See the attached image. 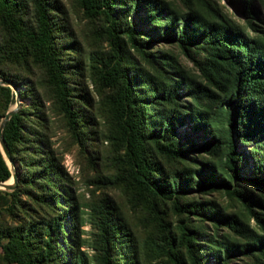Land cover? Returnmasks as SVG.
I'll list each match as a JSON object with an SVG mask.
<instances>
[{"label": "trees", "instance_id": "obj_1", "mask_svg": "<svg viewBox=\"0 0 264 264\" xmlns=\"http://www.w3.org/2000/svg\"><path fill=\"white\" fill-rule=\"evenodd\" d=\"M78 2L87 14L104 19L109 47L95 75L100 86L113 90L106 98L122 145L126 189H131L134 198L142 195L147 202H166L176 214L175 229L164 228L158 235L163 256L158 264H205L210 250H200L197 236L202 224L191 222V214L199 219L211 218L215 228L218 222H224L236 236L244 238H211L209 249L218 259L226 263L238 254L264 259V233L253 232L239 214L223 213L205 199L189 197L195 188L202 193L222 190L240 201L264 230V212L254 205L264 208V197L249 187L264 188V38L250 35L224 16H209L194 8L180 11L165 0ZM245 2L249 4V0ZM57 9L56 0H0V78L18 84L21 77L6 69L9 62L28 70L30 58L43 66L74 134H82L87 128L82 109L89 102V93L82 85L74 91L71 79L76 77L65 70L68 61L62 57L61 44L57 47L53 40L62 38L56 34H63L60 17L54 11ZM141 9L152 23L148 39L140 29ZM156 37L176 42L193 58L207 83L182 71L178 77L162 74L161 79L138 72L128 56L129 46L145 54L144 44ZM72 49L70 42L64 52ZM195 52L203 55L198 58ZM181 86L189 93L191 103L176 99ZM0 91L4 96L3 116L9 108L11 89L0 84ZM22 110L16 109L2 130L12 161L25 169L17 171L15 188L0 189V199L11 201L5 211L13 219V223L2 217L3 222L0 220V264H89L76 243V225L72 222L75 205L68 196L62 195L61 201V187H66L59 163L40 146L45 143L44 134L28 125L33 121ZM185 115L191 129L204 134L198 146L182 141L177 131ZM77 140L84 144L81 136ZM240 143H252L248 151L252 165L247 170L243 168L247 160L238 148ZM29 144L33 151H29ZM193 147L212 157H188L187 149ZM10 175L0 149V181ZM242 179L250 185L240 184ZM60 202L64 207L57 208ZM66 216L72 224L70 234L74 235L68 241V256L62 249L66 247L58 241L66 231ZM99 226L97 264H141L123 223H117L105 211Z\"/></svg>", "mask_w": 264, "mask_h": 264}, {"label": "rangeland", "instance_id": "obj_2", "mask_svg": "<svg viewBox=\"0 0 264 264\" xmlns=\"http://www.w3.org/2000/svg\"><path fill=\"white\" fill-rule=\"evenodd\" d=\"M165 1L173 4L180 11L194 8L209 16H224L242 26L250 35L264 38V0H249V4L245 2L246 0ZM30 2L33 4L32 1ZM56 2L58 9L54 11L60 17L59 23L62 25L63 34H56L62 35V38L53 40L57 47L58 43L61 44L62 57L68 61L65 70L74 73L77 79H71L74 91H77L79 85H82L89 93V102L85 110L82 109L86 115L84 120L87 128L82 134L79 132L74 134L67 117L60 109L52 87L47 82L44 67L30 58H28L26 65L29 67L28 70L15 65L13 62L6 64V69L21 77L17 85L12 81L14 86L0 83L9 85L11 89L8 110L12 108L23 109V115L33 121H29L28 125L36 127L38 131L44 134L45 143L40 146L48 149L59 163L66 187V190L61 187V201H63L62 195L68 196L75 205L72 222H75L76 225L74 229L76 231V243L84 253L87 263L97 264L98 262L99 223L106 211L107 215L114 218L117 223L125 225L129 237L133 239L134 250L139 262L141 264H158V261L161 262L163 259L161 241L158 235L164 228L175 229L176 214L170 211L168 205L164 204L166 202L153 203L148 201V203L142 195H137L138 198H134L129 193L131 189H126L122 145L116 133L114 121L112 122L110 104L106 98L107 94L113 90L109 86H100L95 75L99 61L107 53L109 47L104 32V19L101 16L87 14L78 0H56ZM138 13L143 18V22L140 23L141 32L148 39L150 37L148 35H152L150 30L152 23L145 18L143 9ZM54 25L59 27L57 22ZM66 32L69 34L68 37L63 36ZM70 42L74 49L64 52L67 51L66 47L70 45ZM143 48L145 54L137 48L129 46L128 56L135 62L138 72L161 79L162 74L178 77L182 71L192 74L203 83H207L193 58L187 55L176 42H169L164 38L156 37L145 43ZM202 55V53L195 52V56L198 58ZM136 79L140 80L141 76L137 74ZM141 82L142 80L139 81V83ZM211 87L218 91L216 87ZM28 90H32L33 94H29ZM178 91L179 94L176 97L178 101L185 104L191 103V97L183 86ZM3 98L4 96L0 91V113L3 110ZM149 100L150 98H147V101ZM3 116H0V121ZM182 119L183 121L178 123L176 127L181 140L189 145L192 143H195L196 146L200 145L205 139L202 130L191 129V121L186 115ZM79 120L75 125L77 128L80 126ZM28 129L31 128L28 127ZM29 134L35 139L37 138L32 129L29 130ZM78 136L83 138V145L77 140ZM251 145L252 143H240L238 145V148L243 150L247 160L243 165L244 170L252 165L251 155L248 152ZM195 148L187 149L188 157L196 156L198 160L200 157H212L195 150ZM28 149L33 151L32 145L29 144ZM4 157L11 169L10 177L6 179L7 181L3 180L8 183L12 181L13 168L16 173L25 168L23 165L19 166L18 161L11 164L5 155ZM240 184L247 185L248 181L242 179ZM249 187L264 197V188L256 185ZM0 189L12 190L2 185H0ZM189 197L198 200L205 199L212 203L215 209H219L223 213L239 214L253 232L264 233L256 218L245 211L240 201L230 198L222 190L214 189L202 193L195 188L190 192ZM10 202L0 199V220L2 217L7 223H13V219L5 211V207ZM254 205L264 212L263 206ZM60 207H64L62 202L57 206V208ZM190 219L191 222L195 221L197 225L202 224L197 236L199 248L203 253L210 250L205 258V264H264V259L258 258L255 254L233 255L226 263L218 259L214 256V252L209 249L213 245L210 242L211 238H217L219 241L225 240L226 237L233 239V236L239 239L244 238L236 236L224 222H218V228H215L211 218L199 219L191 214ZM70 225H72L71 220L66 216V231L62 230L63 232L58 237L59 243L66 247L62 248L66 256L71 252V246L68 247V243L71 242L68 241L74 237L70 234ZM157 236L158 238H156ZM9 264L18 263L11 262Z\"/></svg>", "mask_w": 264, "mask_h": 264}, {"label": "water", "instance_id": "obj_3", "mask_svg": "<svg viewBox=\"0 0 264 264\" xmlns=\"http://www.w3.org/2000/svg\"><path fill=\"white\" fill-rule=\"evenodd\" d=\"M0 83H4V84H10V85H13L14 86V83L8 79H5V78H0ZM16 110V108H12V109H9L5 115L3 116V118L1 119L0 121V148L3 152V154L8 158V160L11 162V164H13L14 162L12 161L11 159V155H10V152H9V149H8V146L5 142V139L3 137V134H2V130H3V126L5 125L6 121L8 120V118L10 117V115ZM3 182V181H2ZM16 183H17V173L15 171V169L13 168L12 170V183L11 184H1V181H0V185L4 186L5 188L7 189H13L15 188L16 186Z\"/></svg>", "mask_w": 264, "mask_h": 264}, {"label": "bare ground", "instance_id": "obj_4", "mask_svg": "<svg viewBox=\"0 0 264 264\" xmlns=\"http://www.w3.org/2000/svg\"><path fill=\"white\" fill-rule=\"evenodd\" d=\"M12 181H9L8 183H6V181L1 182V184H11Z\"/></svg>", "mask_w": 264, "mask_h": 264}]
</instances>
